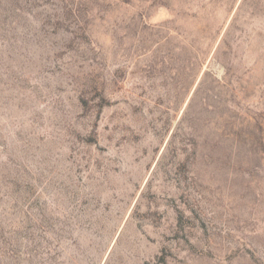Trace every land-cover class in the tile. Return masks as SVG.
I'll return each instance as SVG.
<instances>
[{
  "label": "rangeland",
  "instance_id": "374dc122",
  "mask_svg": "<svg viewBox=\"0 0 264 264\" xmlns=\"http://www.w3.org/2000/svg\"><path fill=\"white\" fill-rule=\"evenodd\" d=\"M0 264H264V0H0Z\"/></svg>",
  "mask_w": 264,
  "mask_h": 264
}]
</instances>
